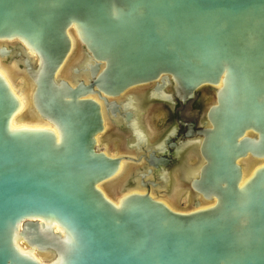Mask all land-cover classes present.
I'll list each match as a JSON object with an SVG mask.
<instances>
[{
	"label": "water",
	"instance_id": "water-1",
	"mask_svg": "<svg viewBox=\"0 0 264 264\" xmlns=\"http://www.w3.org/2000/svg\"><path fill=\"white\" fill-rule=\"evenodd\" d=\"M0 59L51 127L12 126L22 103L0 73V264H264V0H0ZM152 85L133 125L128 96ZM203 87L171 184L146 110ZM111 125L129 134L117 153L98 146Z\"/></svg>",
	"mask_w": 264,
	"mask_h": 264
},
{
	"label": "flooded vegetation",
	"instance_id": "flooded-vegetation-1",
	"mask_svg": "<svg viewBox=\"0 0 264 264\" xmlns=\"http://www.w3.org/2000/svg\"><path fill=\"white\" fill-rule=\"evenodd\" d=\"M77 47L78 45L76 44L75 49ZM78 53L79 52H77L75 55L77 59ZM4 63L5 61H1V66ZM154 88L155 86L152 85L147 87V89L142 90L144 92L139 91L137 93H132L128 96V99L129 97H131L132 100L136 101L137 103H140V99H142L143 96L148 94L150 90H153ZM165 93L166 95L172 94L171 101L153 105L146 111L149 117L148 119L158 113H161L163 116L159 119V121L163 122V127H161L160 130L155 131L156 135H158V137H156V141H162L164 144L163 148H165L164 150L167 151V154L162 157L163 160L167 161V165L162 167L160 170L166 174L167 181L169 183L171 181L172 184V178L174 177V175H182V170L184 169V166L181 165V161L179 163V160L176 158L177 156L174 155V148L179 147L180 143H193L196 139H198L199 134L203 130L201 124L203 123L205 113L207 112L214 99L215 88L203 87L197 90L194 94V97L186 103H183L179 98H177L172 90H166L164 94ZM123 101H125V99ZM139 107L141 109L146 108L144 105L141 106V104ZM110 130H112L113 135H116L121 138L122 143H124L125 139L129 138L128 132L126 131V133H120V129L116 125H111ZM99 143L100 140L98 138V146ZM104 151L106 152V150ZM185 156L186 155H181L182 158H184ZM249 163L250 162L247 161L243 163L245 169H247ZM125 166L126 165L123 163L120 171V177L114 183H118L121 181V179L123 180L124 178H126L128 174V168ZM175 192L176 187L174 188V193ZM179 195L177 196L175 194L174 197L179 200ZM159 199H161L162 201L165 200V198L161 196L159 197ZM167 201L165 200L164 202H166L167 204L171 203L172 199L170 198ZM168 205L170 206V204Z\"/></svg>",
	"mask_w": 264,
	"mask_h": 264
},
{
	"label": "rangeland",
	"instance_id": "rangeland-1",
	"mask_svg": "<svg viewBox=\"0 0 264 264\" xmlns=\"http://www.w3.org/2000/svg\"><path fill=\"white\" fill-rule=\"evenodd\" d=\"M77 53V51L75 50V54L74 56L71 58L70 63H75L77 61V57L75 56ZM69 63V65H70ZM7 65L10 66V63H4L2 64V69L8 74L9 79H11V84L13 86V88L15 89V91L17 92L18 96H20L21 100H23V105L25 100L27 101V91H26V85L25 83H23L22 79L19 77H13V75L11 74V72L8 70ZM129 102L131 103V106L133 108V125L135 124V122L138 120L139 114L141 113V111L137 108L136 104L137 102L130 99ZM27 108L25 107V109L23 110V112L19 115V119H20V123L23 124H28V125H32V124H36V119L34 121H30V120H26L24 119L22 121L23 118H26V116L28 115L27 113ZM161 113L155 114L153 117L150 118V124H151V128L154 131H158L161 129V127H163V122L159 121L160 118H162V114ZM22 118V119H21ZM137 132L138 135H143L144 139L146 140V133L143 132V130H141L140 128H137ZM122 145V140L120 137L113 135L112 130L109 129L108 133L104 136V138L100 139V143H99V149L100 150H106L113 152V153H117L120 150V147ZM119 149V150H118ZM130 168L128 169V173L130 172ZM109 189V188H107ZM179 195V193L177 194V196ZM183 195V192H182ZM180 196V198H178L179 200L176 201L177 207L179 209H188V202H187V195H183ZM158 197H160V195H158ZM163 197V196H161Z\"/></svg>",
	"mask_w": 264,
	"mask_h": 264
},
{
	"label": "bare ground",
	"instance_id": "bare-ground-1",
	"mask_svg": "<svg viewBox=\"0 0 264 264\" xmlns=\"http://www.w3.org/2000/svg\"><path fill=\"white\" fill-rule=\"evenodd\" d=\"M69 37H70V39H71V43H72V55L74 56V54H75V50L78 52L79 51V46L75 49V46H76V44L78 45V42H77V39H76V37L74 36V34L72 33H69ZM75 49V50H74ZM72 56V57H73ZM71 57V58H72ZM1 61H3L2 59H0V63H1ZM70 61H71V59H70ZM70 61H69V63H70ZM6 63V62H5ZM7 68H8V70L11 72V74L13 75V77H17V78H21L22 79V81H23V83H25V85H26V91H27V101L25 100V102H24V106H23V100H21L20 99V97L18 96V94H17V92L15 91V89L13 88V86H12V84H11V81H10V79H9V76H8V74L2 69V67H1V64H0V73L3 75V77L6 79V81L8 82V84L10 85V87H11V89H12V91L16 94V96L19 98V100H20V102L22 103V107H21V109H20V111H19V113L14 117V119L12 120V126H26V127H40V128H51L48 124L47 125H43V124H46V123H44V122H42V121H40L39 119H37L36 118V124H32V125H28V124H23V123H20L21 121H20V119L18 118L19 117V115L23 112V110L25 109V107H28L27 108V113L29 114V112H30V86H29V83L27 82V80H25V78L21 75V76H19V75H17L16 74V72H15V69L12 67V66H9V65H7ZM63 75H65L66 77H68L69 76V73H68V71H64L63 72ZM22 119V118H21ZM24 119H26V120H28V118L26 117V118H23L22 119V121L24 120ZM35 119H33V120H30L31 122L32 121H34ZM101 139V138H100ZM99 139V140H100ZM244 162H246V161H244ZM243 162V163H244ZM247 162H250L249 163V165H248V167H247V169H245L246 170V172H247V175L245 176H243V181L245 180V178L246 177H248L250 174H251V172H252V170L255 168V166H253L252 167V165H253V162H251V161H247ZM126 167V166H125ZM244 167V166H243ZM121 168H122V166H121ZM131 170V169H130ZM120 171H121V169H120ZM127 176H128V174H127ZM126 176V177H127ZM119 177H120V173H119ZM118 177V178H119ZM125 179V178H124ZM123 179V180H124ZM117 180V179H116ZM116 180H114V181H112V182H110V183H108V184H106V185H104L101 189H103L104 190V192L107 194V195H109L113 190H117L119 187H120V185H121V181L123 182V180L121 179V181L120 182H118V183H114ZM107 188H109V189H107ZM112 190V191H111ZM173 193H174V190H173ZM158 195V194H157ZM179 196H181V194L179 195ZM116 200H117V198H116ZM161 200V199H160ZM175 201H177L176 200V198H175ZM168 202V201H167ZM168 204H170V206H175V203H168ZM177 207V206H176ZM17 246L19 247V248H22L19 244H17ZM22 249H24V248H22ZM33 254L35 255V252H33ZM39 261H41L38 257H36ZM42 262V261H41Z\"/></svg>",
	"mask_w": 264,
	"mask_h": 264
}]
</instances>
